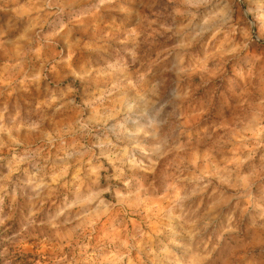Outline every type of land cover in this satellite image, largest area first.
Segmentation results:
<instances>
[{"label":"rangeland","instance_id":"374dc122","mask_svg":"<svg viewBox=\"0 0 264 264\" xmlns=\"http://www.w3.org/2000/svg\"><path fill=\"white\" fill-rule=\"evenodd\" d=\"M226 2L193 41L181 0H0V264H264V0Z\"/></svg>","mask_w":264,"mask_h":264},{"label":"clouds","instance_id":"9594fccd","mask_svg":"<svg viewBox=\"0 0 264 264\" xmlns=\"http://www.w3.org/2000/svg\"><path fill=\"white\" fill-rule=\"evenodd\" d=\"M182 4L186 5V9L178 8L176 9V14L178 16L190 17L188 23L183 25V28H189L192 26V21L196 19L198 12L191 11L192 8L201 9L204 11L201 14L202 19L200 21V30L192 36V40H196L198 37H201L206 32H211L213 38L218 35L220 32L225 31V26L229 23L231 17L229 15L230 9L226 0H181ZM135 59V57H133ZM172 95H176L173 90ZM129 108L125 110V115L122 116L119 120H116L114 126L110 130L112 133L119 132L120 135L117 136V140H122L126 137L136 136L143 131L142 128L137 127L135 131L129 128L128 123L136 124L135 120H131L128 112L131 111V104L135 103L133 98H129ZM163 103V102H162ZM154 127V125H152ZM109 129H102L100 136L97 139L103 138L105 142L110 145L113 150H118L119 159H123V156L126 154L123 149L119 148V144L113 143L111 136L108 134Z\"/></svg>","mask_w":264,"mask_h":264}]
</instances>
